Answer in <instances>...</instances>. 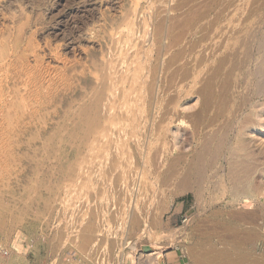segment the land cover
I'll return each instance as SVG.
<instances>
[{"label":"rangeland","instance_id":"obj_1","mask_svg":"<svg viewBox=\"0 0 264 264\" xmlns=\"http://www.w3.org/2000/svg\"><path fill=\"white\" fill-rule=\"evenodd\" d=\"M140 13L146 17L143 21ZM137 14H140L139 18H136ZM243 15L241 0H0V244L11 252L7 260L0 256V264H155L147 257L154 245L156 252L160 251L163 255L164 264H189L187 247L196 243L210 229L219 228L225 222L246 226L248 220L241 222L237 219L247 216L249 211L264 215V63L259 66L251 64L242 70L241 75L239 73L229 83L228 89L225 88V92L224 88L219 87L222 83L220 75L228 71V67L216 65L221 64L223 50L227 48L224 43L236 38L234 34L237 28H241L245 16H248V22H253L256 11L250 10ZM134 18L137 24L143 22L142 26L147 25V40L150 37L152 48L157 46L152 57H149L150 62L149 58L146 61L155 65L164 59L163 71L168 66L169 57L174 54H182L177 55L181 68H186L194 59V56L190 58L186 53L198 50L205 44L215 54L207 57L198 71L209 67L205 77L212 74V83L219 89L211 100H207V94H200L198 90L181 99L175 107L178 120L167 130L168 141L182 148L178 154H169L168 161L178 162L179 172H187L188 189L184 190L179 183L172 181L173 184L168 183L167 187L148 198L147 210L144 208L142 213L128 210L114 212V215L113 210L99 213L91 209L85 210L86 214L80 209V212L75 211V214L79 213L77 218L70 220L65 205L69 199H63L68 197L66 184L70 176L66 171L71 163L80 159L82 150L81 131L77 130L79 126L75 120L77 117H73L74 113L70 111L79 104L80 89L85 78L83 75L92 73L91 63L94 64L114 46L117 41L113 39L119 40L120 33L126 34L131 26H135ZM203 18L209 19L203 21ZM219 27L221 36L214 39L213 31ZM179 36L181 41L178 40ZM255 40L252 45L253 59L261 55L264 57V28L257 33ZM111 41L114 44L112 42L110 46ZM259 41L263 44L261 52L255 49ZM159 52L167 54L164 55L166 59L163 54H160V58ZM144 56L141 55V62ZM215 68L221 71L218 70V73ZM194 87L197 88L198 84ZM203 100L207 103L204 107ZM233 110L237 112L236 117L232 116ZM190 112L199 118L196 122L192 120L196 123L195 128L190 122ZM68 121L69 125L66 123ZM204 146L209 148L206 149L203 173L198 175L190 170V165L194 157L203 152ZM63 191L67 196L63 195ZM122 198H119L120 203L124 201ZM94 200L89 199V204L93 205ZM149 204L152 207H147ZM110 212L113 216H110ZM238 212L240 215H237ZM97 213L101 216L104 214L103 218L106 219L99 221ZM82 214H86L85 218L84 215L81 217ZM80 223L83 227H80ZM93 229L96 231L95 237ZM98 230L100 235H97ZM124 231H128L126 237ZM76 232L78 235H74ZM125 238L128 244L139 245L137 251L131 252L124 247ZM171 243L175 247H168ZM27 244L30 248L25 246ZM262 251L264 243L259 246L257 254ZM71 253L76 260L68 256Z\"/></svg>","mask_w":264,"mask_h":264},{"label":"bare ground","instance_id":"obj_2","mask_svg":"<svg viewBox=\"0 0 264 264\" xmlns=\"http://www.w3.org/2000/svg\"><path fill=\"white\" fill-rule=\"evenodd\" d=\"M241 5H242L243 14L247 15L251 10V12L256 11V15H255V17L253 15V17H254L253 22H248V16L243 15L245 17L242 19V22H241L242 26L239 29L237 28L236 34H234V35H236L235 36L236 38L233 39V41H227V42L225 39L226 43H224V44L227 45V48L226 47H225L226 49L223 48L224 54H223V57L220 61L221 64H216L218 66L225 65L228 67V71L222 72V74L220 75V77L222 79V83L219 87L224 88V92L226 91V89H225L226 87L228 89V87L230 85L229 83L231 81H233V79H235L238 76V74L240 72H242V70L247 69L249 67V65L251 66V64H257V66H259L262 63H264V57L262 55L254 58V59L252 56V49H253L252 45H254V42H256L255 37L257 36V33L259 34V31L262 28H264V0H241ZM236 8L238 9V7H236ZM219 10H221V9L219 8ZM238 11H239V9H238ZM238 11H237V14H238ZM235 12H236V9H235ZM204 13H206V11ZM140 14H141V16H143L142 13H140ZM140 14H137L136 18H139L138 16H140ZM232 16L233 15L231 14V17ZM129 17H127V18H129ZM203 17L205 18V15H203ZM210 17L211 16H209V18ZM144 18L146 19V17L143 16L141 20L143 21ZM200 18H202V17H200ZM204 18H203V21H205V20L207 21L209 19V18L208 19L207 18L204 19ZM240 18H242V16ZM232 19H233V17H232ZM129 20H131V19H129ZM141 20H138V21H141ZM235 20H236V18H235ZM134 21L136 23L133 21L132 22L130 21L131 23H135V26H133V28H132V26L130 27L131 30L126 31V34H124V32H123V34L120 33V35H119V33H118L117 35H119L118 36L119 40L113 39L115 42L117 41L115 43L116 45L114 44L113 41H111L109 45L111 46L112 42H113L114 46L111 48L107 47V49L109 48L108 52H106L104 55H102L101 58L99 60H97L94 64L91 63L92 73L90 72V70L89 71L87 70L88 72H90V74L86 73L85 75H83L85 78H84V82L82 84L83 85L82 90L80 89V91H82V92L79 95V97H80V101H78L79 104H77L78 105L77 108L73 107V109L71 108L72 110L70 111V112L74 113L73 117H77L75 120L77 121V125L80 128V129L78 128L77 130L81 131V135L79 138H80V144H81V148H82L80 159L78 161L75 160L76 162L73 161L74 163H71V165L68 168L66 167L67 168L66 172H68L70 178H69V180H67L68 184H66V182H65L66 180H64V183L66 184V186L68 185L67 187L69 190L67 189V192H68L67 194H68L69 198L64 197L66 194L64 195L65 191H63V195H64L63 199H65V198L69 199L68 201H67V199L64 201H67V204H65L66 208H67L66 212H68L70 214V216H71L70 220H71V218H73V220L75 218H77L76 216H77V214H79L77 212H80V209L83 210L84 212H86L85 210L93 209V211L96 210L95 212H99V213H101V211L106 213L107 211L113 210V214H114V212L116 214L117 212H121V211L125 212L128 210H133L134 212L140 211V213H142L141 211L144 208L147 210L146 204L148 203L147 201H149L148 198L152 195L155 196V194L160 192L163 188L167 187L168 183H170V182L172 183V181L175 183H179L184 190L188 187V184H189L187 179H186L187 178L186 177L187 172L181 173V171L179 172V170L177 169L176 164L178 162L169 163V161H168L169 154L170 155L171 154L173 155L175 153L178 154L182 151V148L176 147V145L171 144L168 141V138L170 139V137L167 138V130L170 126L175 125V123L178 120L175 107H177V104H178V102L181 101V99H183L186 96L188 97V96L192 95L193 93H196L198 90V93H200V94H207V100H211L213 98L212 96L215 95L217 89H219L218 86H215L214 83H212V79H214L212 74L210 75V77H208V76H207V78L205 77V75L207 73V69L209 67H207L206 70L204 67V70L202 69V70L198 71L200 65L202 66V64L204 63V60H206V58L209 57L211 54H213V55H215V54L212 53L213 50L212 51L209 50L210 47L207 44L203 45L204 48L200 47V49H198V50L193 49V50L186 53V55L190 56V58H191V56H194L193 61L190 64H188L186 68H181V65L178 64L180 62L178 56L179 55L182 56V54L178 53L177 54L178 56L174 54V56L169 57V60L167 63L168 66L166 67L165 71H163L162 63H163L164 59L162 60V62H158L155 65H150L151 63L148 64L147 59L149 57L150 58L152 57V55H153L152 52L154 51V48H156L157 46L155 47L153 45L154 48H152L151 43H149V40L151 41L150 37L147 40V38L149 36L147 34L148 31L146 32L147 25L145 27V26H142L143 22H140V24H137L138 22L136 21V19ZM203 21L201 20L202 23H203ZM126 22H128V20H126ZM126 22H125V24H127ZM223 22H225V24H226V21H223ZM131 23H128L129 26L131 25ZM239 23H240V20H239ZM145 24L146 23H144V25ZM223 24L224 23H222V25ZM236 24H233V25H236ZM198 26L200 27V24ZM199 27H198V29H199ZM125 28L127 29L128 27H125ZM183 33L184 32H182V34ZM192 33H193V31H192ZM192 33H190V34H192ZM213 33L214 34L212 35V37L214 39L219 38V36H221L220 27L216 28L213 31ZM121 35H125V36H121ZM184 35L185 34H183V36ZM205 35H208V33ZM209 35H211V34H209ZM224 35H226V34H224ZM115 37L116 36H114V38ZM185 38H186V36H185ZM179 39H181L180 36H179L178 40ZM179 41H181V40H179ZM153 42L154 41H152V43ZM201 42H202V40H201ZM207 43H209V41H207ZM179 45H181V44L179 43ZM222 45H223V42H222ZM225 45H223V46H225ZM180 47L181 46H179L177 48H180ZM262 48H263V44H262V42L259 41L258 46H256L255 49L257 52H261ZM205 49H208V50H205ZM220 49H221V47H220ZM158 51H160V48L158 49ZM185 51H187V50H185ZM164 52L166 53V51H163V53ZM141 53L143 54V56L145 55L144 56L145 59H143L142 62L140 60V58H142ZM163 53L159 52V54L156 53V55L158 54V56L160 57ZM180 53H182V52H180ZM217 53H218V51H217ZM164 55H167V54H163V56ZM219 55L220 54H218V56ZM150 58H149V62H150ZM164 58L166 59L165 56H164ZM152 59H151V61H153ZM212 59H214V58H212ZM159 60H161V59H159ZM208 61H209V59H208ZM183 62H185V61H183ZM187 62H188V60H187ZM207 64H208V62H207ZM209 64H210V62H209ZM216 68H215V70H217V71L220 70V69H216ZM248 70L250 71V69H248ZM212 73H213V71H212ZM218 73H219V71H218ZM240 75H241V73H240ZM216 76L217 75H215V77ZM238 81H239V79L237 80V82ZM261 82H262V80H261ZM196 83L198 84L197 88L194 87L196 85ZM208 95H209V99H208ZM222 96H224V93ZM247 97H249V95ZM220 98L222 99V97H220ZM221 99H218V100H220V102H221ZM236 99H238V98H236ZM254 99H255V97L252 100H254ZM249 101H251V100H249ZM255 101H257V100H255ZM205 105H207L206 102L204 103L203 107ZM197 112H198V110H197ZM217 113H219V112H217ZM236 113L237 112L235 110H233L232 116L236 117V115H237ZM241 113H242V110H241ZM190 114H191V112H190ZM193 114H191V116H189L191 123L195 120L198 121V119H199V118H197V114H195V115H193ZM201 114H202V112H201ZM198 115H199V113H198ZM215 116H212V117L215 118ZM71 117H72V114H71ZM72 118H70V120ZM213 120L215 121V119H213ZM237 120L238 119H236V121ZM69 121L66 122V123H68V125H69ZM64 123H65V121H64ZM72 125H74V123H72ZM72 125H70V126L72 127ZM192 125L194 126V128L196 127L195 126L196 123L194 124V122H193ZM62 127H63V125H62ZM71 127L70 128L68 127V129H71ZM219 127H220V125H219ZM235 127L236 126L234 124V128ZM74 128H73V130H74ZM199 130H201V129H199ZM235 130H232V131H235ZM74 135H77V133ZM224 135H226V134H224ZM79 138H77V139H79ZM219 138H221V137H219ZM74 139L76 140L75 136H74ZM74 141H73V143H74ZM196 142H197V139H196ZM74 147H75V145H74ZM208 148H207V146H204L203 152L200 155H197L196 157H194V159L191 162L190 170L195 172L198 175H202V173H203L204 163L206 162V157H207L206 149H208ZM223 148H225V147H223ZM213 154L215 156V152ZM74 156H76V154ZM223 158H225V157H223ZM173 160L174 159H172V161ZM210 160H212V159H210ZM61 162H63V161H61ZM209 164H211V163H209ZM189 173H188V176H189ZM50 178H51V176H50ZM215 178H216V176H215ZM64 179H66V178H64ZM202 179H204V178H202ZM212 183H213V180H212ZM208 184L209 183L207 182V185ZM64 187H65V185H64ZM64 187H62V188H64ZM67 187H65V188H67ZM225 191H226V189H225ZM228 193H229V190H228ZM226 194H227V192H226ZM233 195H234V193H233ZM119 198L124 199V201L120 203ZM156 198L158 201L157 196H156ZM89 199H91V200L95 199L94 201L97 202L98 204L94 205V203H93L94 201H93L91 203L93 205H90ZM235 202H236V200H235ZM238 203L239 202H237V205H239ZM62 205H63V203H62ZM150 205L151 204L147 205V207L148 206L152 207ZM93 206H95V207L93 208ZM64 208H65V206H64ZM151 209H148V210H151ZM155 210H156V208H155ZM75 211H77L76 212L77 214H75ZM66 212H64V213L66 214ZM95 212H93V213L95 214ZM239 212L237 213V215H240ZM249 212L250 213L247 212L248 213L247 216L243 217L242 219H240V218L237 219V217L236 218L234 217L235 219L240 220L241 222H243L242 220H244V219L248 220L249 222L246 226H243L241 224L231 223V222H225L219 228L210 229V231L207 232L206 234H204L201 238H199V240L196 243L187 247L186 257L188 259V263L189 264H233V263L237 262V263H241V264H264V251H262L261 254H257L259 246L264 243V215L261 213H257V211H256V213H252V211H249ZM91 213H89V214L92 215ZM140 213H137V214L141 215ZM86 214H88V213L86 212ZM86 214H82L81 217H83V215H84V218H85ZM128 214L129 213H127V215ZM148 214L146 213V215H148ZM244 214H246V213H244ZM95 215H93V216H95ZM111 215H112V213L110 214V216ZM97 216H99V221H100V219L103 218L104 214L101 216V214L97 213ZM108 216L109 215H107V217ZM123 216L126 217L125 215H123ZM149 216H150V214H149ZM67 218L68 217H66L65 219L67 220ZM84 218H81V219H84ZM115 218L113 217L112 219H115ZM140 218H141V216H140ZM87 219H89V218H87ZM104 219H106V218H103L102 220H104ZM155 219H157V218L155 217ZM68 220H69V218H68ZM77 220L79 221L80 219H77ZM95 220H96V218H94V221ZM119 220H122V219H119ZM127 220H129V219H127ZM140 220H142V218ZM81 221H79V222H81ZM143 221L145 222V220H143ZM74 222H76V220ZM101 222H103V221H101ZM144 222H142V223H144ZM70 223H69V226H71ZM84 223H85V221H84ZM86 223H87V221H86ZM112 223H111V225H112ZM115 223H116V221H115ZM120 223L122 224V222H119V224ZM123 223H125V222H123ZM130 223H126V224H130ZM132 223H133V221H132ZM146 223H148V222H146ZM126 224H124V226ZM78 225L79 224L77 223V227H78ZM148 225H149V223H148ZM81 226H82V224L80 223V227ZM113 226H115V225L113 224ZM119 226H121V225H119ZM71 227H73V226H71ZM71 227H69V228H71ZM108 227H110V226H108ZM142 227H144V226H142ZM211 228H212V226H211ZM79 229H78V232H79ZM110 229L112 230L113 228L110 227ZM115 229L117 230V228H115ZM76 231H77V229H76ZM82 231H83V229H82ZM119 231H121V230H119ZM93 232L95 233L96 231L94 230ZM114 232H115V230H114ZM122 232H120V233H122ZM127 233H128V231H124L125 237H126ZM76 234H77V232L74 235H76ZM98 234H99V230H98L97 235ZM92 235H94V234H92ZM111 235H112V233H111ZM72 236H73V234H72ZM95 236H96V233H95L94 237ZM94 237H93V240L96 241V239H94ZM114 237H116V236L114 235ZM87 238H88V236H87ZM87 238H86V240H87ZM106 238H108V237H106ZM111 238L112 237H110V239ZM98 239L99 238H97V240ZM100 239H102V238H100ZM122 239H123V237H122ZM104 240H105V238H104ZM125 241H127L126 238L124 240V247L128 248L129 251H131V252L137 251L138 246H139L138 244H137L138 246L135 245V243L133 245H131V244H128V241L127 242H125ZM83 242L85 243V240ZM87 242H90V241H87ZM91 243H94V242L91 241ZM87 244H85V245H87ZM111 244H112V242H111ZM118 244L120 245V243H118ZM169 245L170 246H168V247H175V244L171 243ZM102 246H104V245H102ZM114 246L116 247V245H114ZM111 247H112V245H111ZM153 247L154 248L152 249V253L147 255L148 259L150 261H153L155 264H164L163 255L160 254V251L156 252L157 251L156 245H154ZM119 248H120V246H119ZM113 249H114V247H113ZM86 250L87 249H85L84 251H86ZM104 250H106V249H104ZM110 250H112V249H110ZM96 251H98V249ZM109 253H111V251H109ZM98 255H100V253ZM107 256H109V255H107ZM97 259H98V257H97Z\"/></svg>","mask_w":264,"mask_h":264},{"label":"built area","instance_id":"obj_3","mask_svg":"<svg viewBox=\"0 0 264 264\" xmlns=\"http://www.w3.org/2000/svg\"><path fill=\"white\" fill-rule=\"evenodd\" d=\"M25 246L30 248V246H29L28 244L25 245ZM10 255H11L10 249L7 248L5 245L0 244V256H1V258L4 259V260H7V259L10 257ZM68 256H69L70 258H73L74 260H76V259H75V256H74L73 253L68 254ZM69 257H68V258H69ZM4 264H5V263H4Z\"/></svg>","mask_w":264,"mask_h":264}]
</instances>
